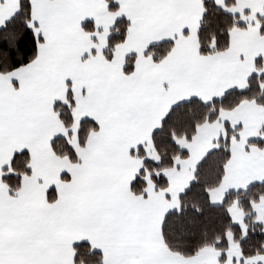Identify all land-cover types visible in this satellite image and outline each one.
I'll return each mask as SVG.
<instances>
[{
	"label": "snow or ice",
	"instance_id": "obj_1",
	"mask_svg": "<svg viewBox=\"0 0 264 264\" xmlns=\"http://www.w3.org/2000/svg\"><path fill=\"white\" fill-rule=\"evenodd\" d=\"M0 264H264V0H0Z\"/></svg>",
	"mask_w": 264,
	"mask_h": 264
}]
</instances>
